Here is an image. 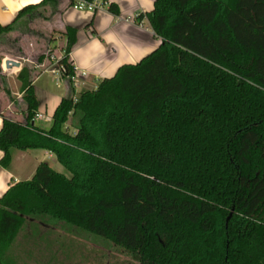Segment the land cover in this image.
Instances as JSON below:
<instances>
[{"label": "trees", "instance_id": "1", "mask_svg": "<svg viewBox=\"0 0 264 264\" xmlns=\"http://www.w3.org/2000/svg\"><path fill=\"white\" fill-rule=\"evenodd\" d=\"M56 1L24 5L0 33ZM145 15L159 44L78 91L66 25L69 88L48 128L31 121L34 67L21 65L24 119L1 114L0 165L44 148L70 174L41 160L2 193L0 264H15L8 250L36 220L151 264H264V0H154Z\"/></svg>", "mask_w": 264, "mask_h": 264}, {"label": "crops", "instance_id": "2", "mask_svg": "<svg viewBox=\"0 0 264 264\" xmlns=\"http://www.w3.org/2000/svg\"><path fill=\"white\" fill-rule=\"evenodd\" d=\"M41 0H0V25L12 22L20 8L24 5L38 3ZM106 5L95 10L79 9L70 4V0H57L55 3H46L39 11L42 15H36L38 27L41 29L40 39L36 40L38 49L34 57L28 56L24 51L18 50L17 54L0 53V76L14 77L15 85L18 87V95L22 99V90L16 77L23 63L34 67L32 80L34 91L38 99L37 111L48 115L49 119H38L48 121L47 125L34 124L42 128H48L51 124V115L60 98L68 92L69 84L61 76L57 65V59L64 53L66 37L64 30L66 25L76 27V40L68 53L69 60L74 66L73 85L78 91L87 83L95 82L105 76L115 73L119 65L123 63H134L142 56L153 50L160 42L150 26L145 13L153 8L154 0H105ZM115 3L118 7V14L107 9L109 3ZM139 13L144 15L138 19ZM19 16L11 29L16 28L21 19ZM35 18V19H36ZM36 24V25H37ZM9 29V30H11ZM58 31V35H51L52 31ZM8 31V30H7ZM6 31L0 33V38ZM60 42V54L54 58L51 46ZM33 44V42H32ZM35 49V48H33ZM35 51V50H34ZM62 52V53H61ZM44 54L41 60L38 56ZM18 60L20 64L6 66L5 59ZM85 72L86 74H82ZM65 79L66 83L62 89L52 92L49 84L43 82H57ZM42 80L39 86L38 81ZM8 91H12L8 83L4 84L3 91L0 90V127L2 124L1 114L24 119L23 101L13 107V100L7 98ZM21 106V107H20ZM49 113V114H47ZM35 149H42L48 156L54 157L52 152L44 148H27L11 150V162L9 166L0 165V196L15 181L29 178L39 161V153ZM3 151L0 149V157ZM25 167H30L26 170ZM25 173V174H24Z\"/></svg>", "mask_w": 264, "mask_h": 264}, {"label": "rangeland", "instance_id": "3", "mask_svg": "<svg viewBox=\"0 0 264 264\" xmlns=\"http://www.w3.org/2000/svg\"><path fill=\"white\" fill-rule=\"evenodd\" d=\"M35 18L33 11L22 14L16 28L6 31L0 38L1 54H17V51L20 50L28 56L34 57L36 49L39 48L34 41L39 40L42 35L39 33L41 29L36 23L38 18ZM58 34L56 30L51 33L54 36ZM60 48V42L51 46L50 50L54 58L60 54ZM13 80L14 77L11 75H5V78L0 76V90L3 91L4 84L10 85L12 91H8L7 98L13 100L12 108L14 109L21 104L22 99L17 93L18 87ZM41 83L42 80L38 81L37 84L40 86ZM43 83L44 85L49 84L51 91L54 92L62 89L66 80ZM18 85L20 87V84ZM87 85L93 84L87 83ZM75 91H77L76 88ZM35 123L47 125L49 122L38 120ZM68 123L69 120L66 124ZM69 128L73 131L72 127L69 126ZM34 151L39 153L42 149H35ZM38 156L41 160L48 161L54 168L67 175L70 174L69 170L55 159V156H48L45 152H41ZM25 169L29 170L30 167H25ZM8 256L15 264H151L147 261L133 259L130 254L108 238L82 229L61 227L58 224L43 223L37 220L28 222L21 228L16 240L8 250Z\"/></svg>", "mask_w": 264, "mask_h": 264}, {"label": "built area", "instance_id": "4", "mask_svg": "<svg viewBox=\"0 0 264 264\" xmlns=\"http://www.w3.org/2000/svg\"><path fill=\"white\" fill-rule=\"evenodd\" d=\"M73 7L79 8V9H90L95 10L96 8H101L105 6L107 3L105 0H73L72 3H70ZM82 74H86L85 72H82ZM38 119H49L48 115H44L41 111H36L33 115L31 121L34 123L35 120Z\"/></svg>", "mask_w": 264, "mask_h": 264}, {"label": "water", "instance_id": "5", "mask_svg": "<svg viewBox=\"0 0 264 264\" xmlns=\"http://www.w3.org/2000/svg\"><path fill=\"white\" fill-rule=\"evenodd\" d=\"M5 64L6 66H9V65H19L20 62L18 60H15V59H12V58H7L5 59Z\"/></svg>", "mask_w": 264, "mask_h": 264}]
</instances>
